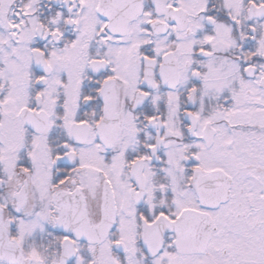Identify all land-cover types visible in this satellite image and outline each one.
<instances>
[{
  "label": "snow or ice",
  "instance_id": "obj_1",
  "mask_svg": "<svg viewBox=\"0 0 264 264\" xmlns=\"http://www.w3.org/2000/svg\"><path fill=\"white\" fill-rule=\"evenodd\" d=\"M0 264H264V0H0Z\"/></svg>",
  "mask_w": 264,
  "mask_h": 264
}]
</instances>
